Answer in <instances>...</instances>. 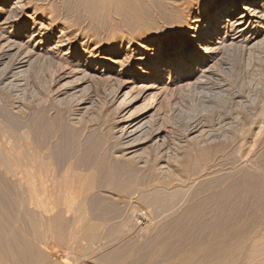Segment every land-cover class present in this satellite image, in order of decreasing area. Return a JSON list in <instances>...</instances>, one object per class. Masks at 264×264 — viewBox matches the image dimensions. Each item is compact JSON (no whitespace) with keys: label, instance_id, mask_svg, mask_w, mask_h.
Instances as JSON below:
<instances>
[{"label":"bare ground","instance_id":"obj_1","mask_svg":"<svg viewBox=\"0 0 264 264\" xmlns=\"http://www.w3.org/2000/svg\"><path fill=\"white\" fill-rule=\"evenodd\" d=\"M16 1L9 9L8 16L0 23V29H3L4 34L8 33L0 37L3 39L4 36L8 39L0 50V65L8 57L12 58L11 61H6V65L4 64L3 72L0 70V80L4 83L5 79L9 78L10 72L19 71L12 74L13 80L5 83L7 93L9 90L18 91L22 81L29 78L26 75L27 68L24 67L32 65L35 60L32 56L39 54L43 63L47 66L49 64L54 72H59L64 63L74 61L77 65L75 69L69 72L61 70L64 71L61 79L73 76L76 71L85 73L82 78L86 80L94 76L98 77V80L104 79L106 83L128 77L131 78L133 87L135 85L142 88L141 96L138 98H142L153 88L161 89L160 92L157 90L153 94L154 98H160L165 91L174 90L175 83L196 72L199 65L217 59L227 45L252 49L264 43V0H87L98 11L113 5L132 11L143 28V36L129 39L127 43L123 39L102 43L94 38L85 37L81 47L78 40H70L68 33L62 30L61 38L48 48L46 44L54 36L53 29L48 30L42 22L46 8L35 4L33 0ZM29 7H34V15L30 20L26 19ZM5 9H0V16ZM152 13L155 16L154 21ZM39 22L47 30L39 28L37 26ZM31 26L32 32L27 42H35V50L31 48L32 51L27 50V46L25 49L22 43V36L27 30H31ZM64 45L68 47V51L62 52L64 53L62 55L60 50ZM21 46L26 50L25 53ZM15 48L19 49L13 53L12 50L14 51ZM19 50L21 53L18 54ZM83 51L87 53L86 58ZM121 54L124 56L117 58ZM166 79L168 81L164 82ZM75 94L73 93V96ZM5 103L14 113L26 111L19 99ZM120 104L124 109L129 107V103L124 101L123 97ZM6 110L0 104V264H9V262L21 264L27 254L35 257L36 251L39 255L38 264H71L72 257L70 258V253L66 249L67 253L65 252L61 260L51 259L54 255H48L49 249L53 248L49 239L55 238L60 242L59 245L66 243L72 249L69 244L74 243L71 242L72 238H78L80 233L66 227L69 224L80 226L81 223L83 242L86 238L93 240L101 236L98 234L102 233L100 228L103 223L100 225V220L97 224L87 221V214H92V210H87L88 213L85 210L94 206L92 201V206L88 205L90 200H93L92 193L97 188L99 169L102 173L103 167L98 168L101 165L94 167L96 164L87 167H80L79 164L76 167L74 161L69 159L70 155L65 153L64 147L54 152L56 147L64 146V136L55 142V147L51 142V136L49 138L44 136L46 139L42 138L40 141V134L36 139L37 130L25 120L20 119L18 124L10 123ZM149 110L150 108L141 110L131 108L119 119V122L124 124L119 130L122 137L120 145L123 146L120 155L124 156L127 162L131 158L139 157L140 146L148 141L142 139L139 141L141 135L147 132L149 136L162 140L164 126L160 124L161 121L148 118ZM71 114L70 119L74 122L80 118L75 112ZM260 119L257 122L258 131L253 132L251 128V131H247L242 136L244 143L241 146L239 144L238 156L223 153L225 157L220 156L225 158L223 161H216L220 158L210 160L212 162L207 171L208 182L205 184L201 182V185L199 182L194 189V199L189 208L192 215L189 213L180 217L178 215L179 218L173 221L175 226L182 228L177 234L179 243L186 249L182 247L183 251L173 257L168 256L170 259L167 264H264V115ZM230 141L231 139L228 143ZM232 143L235 142L232 141L230 145ZM234 152L232 150V153ZM55 153H60L58 158L56 156L58 160L53 157ZM162 163L163 159H161ZM102 220L106 219L102 217ZM173 224L171 222V225ZM59 245L56 246L57 250ZM83 245L85 249L88 246L84 243ZM91 246L93 245L90 243L88 246L90 248H87L89 251L94 250ZM160 246L161 253H167L171 248ZM124 248L121 250L125 251ZM126 249L128 251L112 254V259L107 256L105 259L113 260L114 264H121L129 258L133 261L135 259L133 256L138 255L137 251L129 249L128 246ZM154 249L156 251V248ZM44 251L47 253L44 254ZM74 252L71 251L72 254ZM78 256L74 257L78 258ZM29 257L26 259L28 260ZM35 259L31 263L34 264ZM150 259L152 261V258ZM109 263L112 261L106 262Z\"/></svg>","mask_w":264,"mask_h":264},{"label":"rangeland","instance_id":"obj_2","mask_svg":"<svg viewBox=\"0 0 264 264\" xmlns=\"http://www.w3.org/2000/svg\"><path fill=\"white\" fill-rule=\"evenodd\" d=\"M3 1H0V9H6L0 16V23L8 16L12 5L17 2L16 0ZM33 1L46 8L42 22L48 30L53 29L54 38L49 40L46 48L61 38L62 30L68 33L70 40H78L81 47L85 37L94 38L102 43H110L114 39H123L127 43L129 39L143 36V28L138 17L127 8L113 5L109 7L110 9L98 11L87 0ZM33 10L34 7H29L26 19L30 20L34 15ZM152 15L154 21L155 16L153 13ZM37 26L47 30L40 22ZM31 32L32 26L31 30H27L22 36V43H24L25 49L28 47L27 50H31V48L35 50V42H27ZM4 33L3 29H0V37L8 35V33ZM7 40L4 36L3 39L0 38V50ZM31 43L32 45H30ZM67 48L65 45L61 47L60 54L63 55L62 52L68 51ZM18 49L15 48L12 52L14 53ZM38 55L32 56V59H35L32 65L24 67L27 68L26 75L29 78L22 81L18 91L9 90L10 92L7 93L4 86L6 82L11 81L16 71L19 72L18 70H15V73H13L14 71L10 72L9 78L5 79L4 83L3 80H0V104L4 109H7L8 121L18 124L20 119L25 120L37 130L36 139L39 134L40 141L44 136L48 138L51 136L50 139H52L54 147L56 146L55 142L64 136V146L56 147V150L53 145L52 147L54 152H58L57 150L64 147L65 153L70 155L69 159L74 161L76 167L79 164L80 167H87L91 164H96L94 167L99 165L101 166L98 168L103 167L102 173L99 169L96 192L92 193L91 199L93 200H90L88 205L92 206L93 202L94 206H92L93 208L87 207L85 210L87 213L92 210V214H89L92 216L87 214V221L97 224L100 220V225L103 223L100 228L102 233L98 227L100 232L98 235L101 236L97 237L98 240H95L97 238L93 240L86 238V241L83 242V231H80L82 223L80 226L69 224L66 228L80 233H77L80 238H72L71 242L74 243L70 242L71 244H69L72 249L66 243L59 245L60 242L55 238L49 239L53 248L49 249L48 255H54L50 258L59 261L68 250L70 258L72 257L71 264H75V260H77L76 264H99L100 261V264L111 261L114 264L115 262L111 260L113 255L126 252L128 246L129 249L137 251L138 259H136L137 256H133L135 258L133 261L129 258L130 260L122 261L121 264H127L129 261L131 263L128 264H167L170 259L168 256L173 257L183 251L182 247L184 250L186 249L179 243L177 234L182 228L175 226L173 221L186 213L192 215L189 208L194 199V189L199 185V182L200 185L201 182L204 184L208 182L207 171L212 159L220 158L216 161H223L225 153L238 156L239 144L241 146L244 143V141L242 142L244 133L251 128L253 132L259 130L257 122L264 115V43L252 47V49L227 45L217 59L208 60L199 65L196 72L175 83V86L173 85L175 89L169 90V92L165 91L160 98L153 96L157 90L161 91L159 88L150 89L142 98H138L141 96L142 88L135 85L133 87V82L128 77H119L118 84L115 82L116 80L106 83L104 79L98 80L99 78L94 76L86 80L82 78L85 73L76 71L73 76L61 79V75L64 73L61 70L69 72L73 68L75 69L77 65L74 61L73 63H64L66 66L64 65L65 67L63 66L59 70V75V72L52 71L49 64L48 66L46 63L44 64ZM86 55L87 53L84 58ZM123 56L124 54H121L117 58ZM11 59L8 57L6 61L9 62ZM6 61L0 65L2 72L4 64H7ZM5 67L7 68V66ZM207 69L210 70L206 71ZM167 81L166 79L164 82ZM62 91L73 92L77 95L61 93ZM127 92H129L128 95ZM71 96L75 97L74 100ZM122 97L129 103V107L126 109L122 108L120 104ZM14 98L22 102L26 111L14 113L9 109L5 102H13ZM7 99L10 100L7 101ZM131 108L138 110L150 108L148 118L161 121L160 124L164 126V132L162 140L149 136L150 134L147 132L141 135L139 141H148L140 146L139 157L131 158L133 161L130 159L127 162V159L120 155L123 146L120 145L122 137L119 130L124 124L119 122V119ZM74 112L79 115V122L77 119L75 122L70 119L71 113ZM253 124L255 125L253 126ZM230 139L231 141L228 143ZM232 141L235 143L230 145ZM225 144L228 148L225 147ZM232 150L235 151V154L232 153ZM58 155L60 153L53 154L55 160H58ZM161 159H163L162 164ZM162 165L166 167L162 168ZM99 213L103 215L100 216ZM102 217L107 221H101ZM82 222L84 223V221ZM171 222L174 226L171 225ZM164 226H166L165 229ZM94 241H96L95 244ZM176 241L178 242L176 243ZM80 243L81 245H79ZM83 243L88 246L91 243L94 250L89 251L87 248L90 247L88 246H85V249ZM58 245L57 250L56 246ZM160 245L167 246V248L169 246L172 249L169 248L167 253H161ZM122 248L125 251H122ZM70 250L75 251L74 254H76H72ZM45 253L47 251H44ZM34 254L35 257L27 254L25 259L29 256L33 259L36 258L35 263L38 264V252L36 251ZM72 255H80V257L78 256L80 260ZM106 256H112L111 259L108 258L110 261L106 260ZM25 259L22 260L25 261ZM28 260L25 261L27 264H33L31 259L29 263ZM134 261L137 262L134 263ZM22 262L21 264L25 263ZM10 263L12 264V262Z\"/></svg>","mask_w":264,"mask_h":264}]
</instances>
